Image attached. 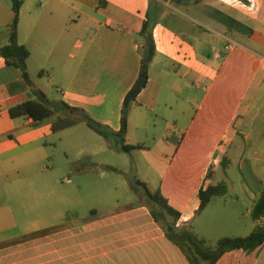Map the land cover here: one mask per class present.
I'll return each mask as SVG.
<instances>
[{"label":"crops","instance_id":"0c3cea01","mask_svg":"<svg viewBox=\"0 0 264 264\" xmlns=\"http://www.w3.org/2000/svg\"><path fill=\"white\" fill-rule=\"evenodd\" d=\"M148 11L156 53L148 83L128 112L124 144L141 145L129 153L149 163L147 155L163 143L168 153L177 144L175 157L189 137L215 138L197 141L194 152L198 145L205 151L197 171L171 179L168 172L156 189L179 212L175 227L191 230L205 209L196 212L207 170L212 183L223 156L229 165L236 138L264 135V0H22L17 39L30 51L34 87L47 96L50 82L64 84V91L57 87L60 100L118 131L123 99L138 76V34ZM11 18V5L0 2L6 28L0 47L8 43ZM29 91L0 56V264H189L140 199L49 233L28 225L21 235L6 223L10 202L21 198L22 185L32 184L29 173L20 172L35 167L48 131L26 116L9 115ZM99 136L105 142L95 146L97 165L117 170L121 142ZM240 166L264 169V149L243 155ZM216 264H264V245L229 251Z\"/></svg>","mask_w":264,"mask_h":264},{"label":"rangeland","instance_id":"374dc122","mask_svg":"<svg viewBox=\"0 0 264 264\" xmlns=\"http://www.w3.org/2000/svg\"><path fill=\"white\" fill-rule=\"evenodd\" d=\"M0 2L11 5V0ZM5 30V25L0 24V42L5 39ZM59 78L64 80V74L61 73ZM57 87L64 91V84H48L46 90L49 99L60 100L61 93ZM55 118L56 115L51 116L36 126H47V135L40 140L44 149L37 156L35 167L28 172H20L22 177L29 173L32 184L21 186V198L16 197L14 202H10L11 213L5 216L7 224L21 229V235L25 234L28 225L49 233L64 224L78 225L86 218L120 210L139 199L147 203L144 190L137 185V181L145 183L150 192H155L168 172V179L178 175L188 176L197 171V163L205 157V151H199V145L198 152H194L197 141L215 140L213 137H189L175 157L177 144L168 153V145L163 143V146L154 147L147 155L149 163L143 158L137 161V155L121 150L115 155L117 170H111L97 165L101 155L93 156L97 149L95 146L105 142L102 137L85 123L52 132L49 128ZM110 139L120 142L116 137ZM159 139L163 142L167 140L166 137ZM255 149H264V135L250 137L245 142L242 138L235 139L227 154L229 165L225 170L219 168L212 179L213 184L225 182L228 192L212 198L204 211L193 220L191 230L199 238L207 237L211 246L222 237H229L226 235L246 236L257 227L250 212L263 188L264 169L240 166L243 155L252 156ZM194 155L198 160H191ZM129 159L134 160L130 165ZM40 234L45 232L37 235Z\"/></svg>","mask_w":264,"mask_h":264},{"label":"trees","instance_id":"16d2710c","mask_svg":"<svg viewBox=\"0 0 264 264\" xmlns=\"http://www.w3.org/2000/svg\"><path fill=\"white\" fill-rule=\"evenodd\" d=\"M21 5L22 0H11L12 18L7 25L8 43L0 47V56L4 59L7 67L18 70L20 77L30 86V91L26 101L9 109L10 117L26 116L31 119V125L36 126L43 120L56 115L55 120L51 123L53 132L70 128L78 123H85L91 130L104 138L116 137L120 139V149L122 151L129 153L132 149L142 148L139 144H124V140L127 131L128 112L136 102L139 93L148 83L150 64L156 53V43L150 31V11L146 13V20L143 22L142 29L138 34L140 41L138 76L123 99L120 129L113 131L93 120L84 109L70 106L63 100L49 99L45 93L34 87L27 71V59L30 56V51L20 44L17 39V25ZM226 160V156H223L220 162V167L223 170L227 166ZM211 173V169H208L205 180L198 190L199 204L196 212L202 211L212 198L224 196L228 192V186L223 181L215 184L207 182L212 178ZM137 185L142 186L144 190L153 220L162 227L165 236L179 247L189 264H216L229 251L243 250L251 252L264 245V184L250 212L252 220L260 221L257 227L246 236L223 237L214 246L209 245L204 238L197 237L191 230L177 229L175 224L179 218V212L167 203V200L159 191L150 192L145 183L140 181H137Z\"/></svg>","mask_w":264,"mask_h":264},{"label":"water","instance_id":"95a60500","mask_svg":"<svg viewBox=\"0 0 264 264\" xmlns=\"http://www.w3.org/2000/svg\"><path fill=\"white\" fill-rule=\"evenodd\" d=\"M178 2L180 1V0H177Z\"/></svg>","mask_w":264,"mask_h":264},{"label":"built area","instance_id":"2783aa9c","mask_svg":"<svg viewBox=\"0 0 264 264\" xmlns=\"http://www.w3.org/2000/svg\"><path fill=\"white\" fill-rule=\"evenodd\" d=\"M227 48V47H226Z\"/></svg>","mask_w":264,"mask_h":264}]
</instances>
